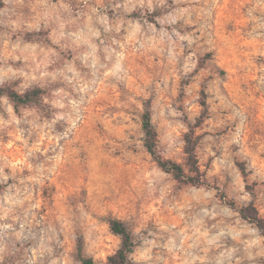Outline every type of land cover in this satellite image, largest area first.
<instances>
[{
	"label": "rangeland",
	"instance_id": "1",
	"mask_svg": "<svg viewBox=\"0 0 264 264\" xmlns=\"http://www.w3.org/2000/svg\"><path fill=\"white\" fill-rule=\"evenodd\" d=\"M0 264H264V0H3ZM201 185L163 171L143 145L184 164L202 112ZM233 203V206L228 204Z\"/></svg>",
	"mask_w": 264,
	"mask_h": 264
},
{
	"label": "trees",
	"instance_id": "2",
	"mask_svg": "<svg viewBox=\"0 0 264 264\" xmlns=\"http://www.w3.org/2000/svg\"><path fill=\"white\" fill-rule=\"evenodd\" d=\"M3 0H0V7L3 6ZM41 89L33 88L24 93H20L11 87H1L0 95L7 96L17 108L20 105L27 103L41 104L40 94ZM204 92H202L203 98L201 99L202 112L196 118L195 123L192 125L189 132L185 134V162L184 164L175 162L170 159L162 158L156 150L157 132L151 121V113L149 109H145L141 114V127L144 133L143 145L145 149L150 153L157 165L165 172L172 175V177L180 183L201 185V173L198 165V160L195 152L198 135H195L194 128L198 127L204 120L207 113L206 101L204 100ZM233 206L232 202H229ZM234 207V206H233ZM240 216L253 222L260 230L264 232V219L258 215L257 209L252 205H246L242 207H235ZM108 225L113 234L121 237V247L108 258L105 264H127L128 256L132 252L133 236L131 231L127 228L124 222L118 218L110 217L108 219ZM78 254L81 264H96L91 258L82 255V245L78 244Z\"/></svg>",
	"mask_w": 264,
	"mask_h": 264
}]
</instances>
